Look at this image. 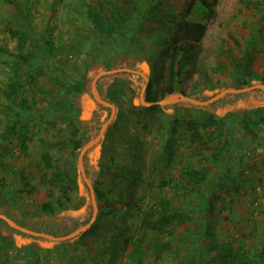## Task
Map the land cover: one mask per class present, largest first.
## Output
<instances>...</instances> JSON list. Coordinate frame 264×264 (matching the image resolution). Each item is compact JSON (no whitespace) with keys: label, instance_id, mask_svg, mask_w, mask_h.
<instances>
[{"label":"rangeland","instance_id":"obj_1","mask_svg":"<svg viewBox=\"0 0 264 264\" xmlns=\"http://www.w3.org/2000/svg\"><path fill=\"white\" fill-rule=\"evenodd\" d=\"M186 14L208 17L200 0H0V214L62 237L97 207L64 242L0 218V264H216L214 245L264 264V92L147 110L140 74L146 101L171 81L200 101L264 84V0H223L202 42L178 47ZM212 114L194 139L189 121ZM161 197L184 214L169 234L143 225Z\"/></svg>","mask_w":264,"mask_h":264},{"label":"trees","instance_id":"obj_2","mask_svg":"<svg viewBox=\"0 0 264 264\" xmlns=\"http://www.w3.org/2000/svg\"><path fill=\"white\" fill-rule=\"evenodd\" d=\"M200 2L202 3V7L204 11L208 12V17H207L206 22H198L194 20H189L187 14L185 16L182 15L181 17L184 16V18L179 25V31L177 32V35L173 37V44L175 46L177 45L178 47H182V44H188L191 46L200 44L202 40L205 38V36L207 35L209 26L211 22L214 20V17L216 16L215 13L217 14V12H219L222 6L223 0H200ZM256 91L263 92L262 90H256ZM175 93H183L187 96H190L191 94H190L189 82L186 81V82L181 83L178 86H175L174 83L171 81V84H166L163 87V89H161V93L156 92L152 95L147 94L146 99L147 101L154 102L160 99H165ZM144 108H146L147 110H151V109L161 108V106L152 105L150 107H144ZM260 110L261 109L258 108L254 112L255 115L257 116L256 117L257 122L256 123L254 122V124H259L260 121L258 120H262V116H261L262 111ZM217 122L218 121L214 117L213 114L210 115L208 119L202 125H200V128L195 121H189L193 138L198 139L200 137L201 129L209 128L210 126L215 125ZM241 122L243 123V119ZM111 125H113V123ZM115 125L116 124L114 123L113 126ZM72 142H73V147L75 150H79L82 147L81 141L73 139ZM193 175H196V173ZM54 176L56 177L57 180L58 179L61 180L62 179L61 177L63 176V174L57 172L55 173ZM72 181L73 183L71 185L69 184L68 185L66 184L58 185L62 193L65 194V196H67L68 191L70 192L75 187L74 184L76 181L75 180H72ZM156 204L152 206L151 212L147 216V219L143 221V225L144 226L146 225L151 230L158 231V233L169 234L172 232V227L174 225H177L178 223L183 222L184 214L182 215L177 210H175V208L173 207V202L170 198L161 197L158 203L157 209L155 210L154 208H156ZM215 204H216L215 200L209 202V209L211 212L215 209ZM209 234H211V237L214 236L213 233H209ZM59 242H62V241H59ZM225 246L226 247L224 248L228 250L229 253H231L233 250L232 245L229 243L228 245H225ZM211 249L213 250V252H215V256L217 257L216 264H228L229 263V261H226L227 257L221 255V250L218 248V246L214 245L213 247H211Z\"/></svg>","mask_w":264,"mask_h":264},{"label":"water","instance_id":"obj_3","mask_svg":"<svg viewBox=\"0 0 264 264\" xmlns=\"http://www.w3.org/2000/svg\"><path fill=\"white\" fill-rule=\"evenodd\" d=\"M111 72H113V71H103V72H101L100 74L97 75V77L95 78V80L93 82V91L95 93L96 99L101 104H103L105 106H110L113 109L112 117L106 123L104 128L111 123V120L113 119V116H114V113H115V108H114V106L111 103H108V102L104 101L100 97V95L98 93V90H97V82H98L99 77H101L104 74L111 73ZM133 72L140 73V72H138L136 70H133ZM140 74H142L145 77V79H146L145 86L143 87L142 93H141V100H142V102L144 104L149 105V106H152V105H160V106L173 105V104H176V103L182 102V101H188V102H191V103H194V104H197V105H205V104H209L211 102H214V101L220 99L223 95H227V94H239V93H244V92H248V91H252V90H262L264 92V84H257V85H252L250 87H246V88H242V89H234V88L226 89V90H223L222 92L214 95L213 97H211L210 99H208L206 101H200V100L191 98L190 96H187V95H185L183 93H175V94H172V95H170L169 97H167L165 99H161V100L154 101V102L153 101H146L144 95H145V91H146V87H147V83H148V78H147V76L145 74H143V73H140ZM99 139H100V137L97 140H95L94 142H91L89 145H87L83 149V151H82V153L80 155V165H81V170H82V173H83V177H86L85 172H84V168H83V155H84L85 151L89 148V146L95 144ZM85 179L87 180V177ZM89 186H90V183H89ZM91 193H92L93 200L95 201L94 191L91 190ZM96 208L97 207L95 205V212H94L93 218H92V220L90 221V223L88 225H86V226H84L82 228H79V229L75 230L74 232H72V233H70L68 235L62 236V237L52 236V235H48V234H44V233H39V232L30 230V229L21 227V225L20 226L17 225L15 222H13L11 219H9L7 216H5L3 214H0V218L4 219L13 228L18 229V230L21 229V231H23L25 233H28V234H31V235H35V236H39V237H45V238L56 240V241H65V240L71 239L73 237H76L79 234H81L83 232H86V231H88L91 228V226H92V224L95 221L96 216H97V209Z\"/></svg>","mask_w":264,"mask_h":264},{"label":"crops","instance_id":"obj_4","mask_svg":"<svg viewBox=\"0 0 264 264\" xmlns=\"http://www.w3.org/2000/svg\"><path fill=\"white\" fill-rule=\"evenodd\" d=\"M188 264H190V263H188Z\"/></svg>","mask_w":264,"mask_h":264}]
</instances>
